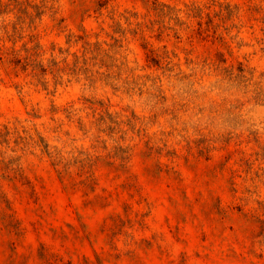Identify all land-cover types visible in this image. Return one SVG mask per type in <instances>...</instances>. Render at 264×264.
Returning <instances> with one entry per match:
<instances>
[{"label": "rangeland", "instance_id": "374dc122", "mask_svg": "<svg viewBox=\"0 0 264 264\" xmlns=\"http://www.w3.org/2000/svg\"><path fill=\"white\" fill-rule=\"evenodd\" d=\"M17 2L0 264H264V0Z\"/></svg>", "mask_w": 264, "mask_h": 264}, {"label": "trees", "instance_id": "16d2710c", "mask_svg": "<svg viewBox=\"0 0 264 264\" xmlns=\"http://www.w3.org/2000/svg\"><path fill=\"white\" fill-rule=\"evenodd\" d=\"M15 3L14 8H16L17 13L20 12H24L23 10L26 9V5L24 8L22 9H17V6L20 5L17 0H11ZM45 1V0H44ZM2 5L1 0H0V6ZM28 6V4H27ZM187 11L186 13L188 14V16H195V17H202V9L198 6L195 5H187ZM225 10L226 12H228L229 14L233 13V8L230 7L229 4H219V14L222 13V11ZM19 16H17L18 18ZM198 24L200 25V22H198ZM83 50L81 51V53L78 54H74V66L77 65L78 61H82V64L85 66V64H87V62H89L90 60H94L97 58L98 55V48L94 47L93 45H91L89 42L84 41L83 44ZM31 50H33V52L29 51V48L25 47V51L28 53V55L25 57V65H31L33 67L37 66V64L35 63V58L31 59V56H37V49H38V45L36 44L35 46L30 48ZM151 53H154L152 49H149ZM155 60V59H154ZM52 65H56L55 61H51Z\"/></svg>", "mask_w": 264, "mask_h": 264}]
</instances>
